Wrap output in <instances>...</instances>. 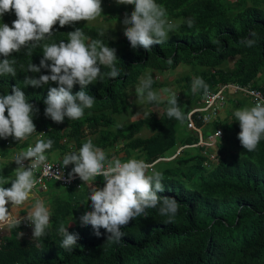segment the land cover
Segmentation results:
<instances>
[{"label": "trees", "instance_id": "1", "mask_svg": "<svg viewBox=\"0 0 264 264\" xmlns=\"http://www.w3.org/2000/svg\"><path fill=\"white\" fill-rule=\"evenodd\" d=\"M156 2L183 18V27L164 44L157 45L147 59L137 51L124 49L118 52L116 67L121 70V75L115 79L105 77L83 89L95 96L96 102L91 109H85L80 120L65 117L63 123L57 124L45 116L44 100L50 88L58 87L56 83L49 82L38 88L24 85L26 76L38 79L41 75H51L43 68L39 73L26 71L29 63L39 66L43 58L41 49L33 50L31 57L27 56L26 49L12 54L11 58L18 62L17 75L0 77V95L11 94L12 87L19 86L27 101L38 109L33 114L36 133L25 140V144L52 139L53 146L46 154L63 158L78 151L90 139L106 152L108 159L127 161L136 155L153 162L159 157L173 156L181 146L198 142L199 137L191 135L183 126L203 95L202 91L193 94L191 90L194 76L203 78L210 90L224 83L247 86L258 83L260 74L264 73V0ZM189 17L195 19L192 28L186 23ZM1 19L12 25L17 17L13 11ZM76 28L103 41L97 27L84 22L63 28L57 22L53 27V39L57 42L64 39L67 43V34ZM251 31L257 33V38L255 46L249 48L240 41L252 38L249 36ZM153 58L157 63L154 64ZM19 65H23V69ZM179 65L191 67V73L178 80L182 95L178 104L186 114L183 124L167 117V101L152 103L163 110L160 116L151 112L127 124L112 121L113 116L128 113L130 105L126 103L129 97L126 90L135 85L131 91L136 92L142 75L152 68L150 73L154 76L156 72L173 73ZM101 71L109 69L101 67ZM153 81L154 89L160 82ZM80 90L81 86L76 84L72 94ZM230 100L225 120L204 129L205 137L218 128L230 136L228 139L234 141L235 148L233 151L230 148L228 157H220L208 169L204 165L207 160L203 154L205 148L196 147L182 151L173 162L160 168L165 191L157 195L175 198L180 203L172 223H166L167 217L160 216L157 209H148L147 215L137 217L121 228L124 232L121 243L105 244L110 235L105 229H99L98 237L91 225L82 226L80 218L76 217L77 212L92 210L88 196L96 188L105 186L103 177L93 181L95 189L87 188L85 183L81 190L64 188L57 192L60 187L53 184L48 193L52 214L47 235L34 239L31 231V237L27 238L22 224L10 226L9 235L0 244V264H264V139L254 152L243 149L237 138L241 129L234 124L233 113L254 105L243 96ZM182 130L188 136L182 137ZM144 131L151 135L143 136ZM43 132L45 135L41 137L39 134ZM3 144V138H0V148ZM225 146L221 145L219 149L224 150ZM15 170V165L6 161L0 164V177L14 179ZM4 187L10 188L11 184ZM61 223L70 234L78 235L72 251L60 247L62 236L58 228Z\"/></svg>", "mask_w": 264, "mask_h": 264}, {"label": "clouds", "instance_id": "2", "mask_svg": "<svg viewBox=\"0 0 264 264\" xmlns=\"http://www.w3.org/2000/svg\"><path fill=\"white\" fill-rule=\"evenodd\" d=\"M104 1L0 0V56L3 57L0 60V77L17 75L18 62L15 58H11L13 53L26 49L27 56L31 57L33 50L41 49L43 58L39 66L29 63L26 71L39 73L43 68L49 70L51 75H41L38 79L26 76L24 85L33 88L47 85L49 82L58 85L49 89L47 99L44 100L45 116L57 124L63 123L65 117L70 120H80L85 115V109H91L94 106L96 98L83 90L86 86L97 80L103 81L105 77L115 79L121 75V70L116 67L118 52L124 49L137 51L147 59L150 52L153 54L157 45L164 44L176 34L178 28L183 27L184 19L170 13L156 0ZM118 7L121 8L117 10ZM13 11L17 19L12 25L3 22L1 18L4 14ZM97 18L101 23H92ZM79 21H88L84 24L97 27L104 42L101 39L91 38L79 28L67 34V43L64 39L59 42L53 39V27L57 22L63 28ZM186 23L189 28H192L195 25V19L189 17ZM249 36L252 38L240 42L251 48L256 44L257 33L251 31ZM49 61L51 64L48 63ZM153 62L157 63L154 58ZM167 62L172 63L171 60ZM19 66L23 69V65ZM101 67L108 68L109 71L103 72ZM180 67L188 66L179 65L175 71ZM151 70L141 76L136 92L131 91L136 82L132 84L134 86L126 90L129 95L126 103L130 105L126 112L129 114L136 113L133 107L137 99L153 103L161 98L155 90L165 85L153 73H150ZM156 73L164 75L172 72ZM153 80L160 82V85L154 89L152 88ZM257 82L248 86L234 82L219 84L229 86L224 93L225 104L217 105L214 119L208 124H203L198 116L206 112L200 113L196 110L203 106L204 97H208L210 92H216L219 85L210 90V86L203 78L194 76L191 90L193 94L202 91L203 95L198 105L188 114L186 131L191 135L195 133L196 137H199L198 142L181 146L173 156L159 157L153 162H147L136 155L131 156L127 161H121L118 158L108 159L106 152L95 146L90 139L84 142L78 151L66 154L63 158L55 157L57 156L55 154L52 157L46 154L47 150L53 146L52 139H38L36 143L25 144L24 141L36 133L33 114L38 109L27 101L19 86L12 87L11 94L0 95V138H3L4 142L0 148V164L10 161L16 167L14 179L0 177V244L3 238L9 235L10 226L19 227L20 224L24 226V235L27 238L31 237V231H33L34 239L47 235L46 230L50 226L52 211L51 206L50 210L45 206L46 201L45 203L42 201V196H48L51 190L49 184L58 185L60 187L57 189L58 192L64 188L81 190L85 183L87 188L93 189L92 186H95L93 181L98 177H103L105 186L102 189L94 188L95 190L89 194L88 199L91 200L92 210L86 211L80 217V222L82 226L91 225L98 237L99 229H105L110 234L105 244L121 243L124 236L121 228L135 218L147 215L148 209H157L160 216L167 217L166 223H172L179 211L180 203L175 198L157 195L165 191L162 183L163 173L160 172V168L173 162L182 151L202 147L205 148L203 154L207 159L204 165L210 169L222 157L215 155L216 151H223L219 149L222 145L221 141L230 136L223 129L218 128L205 137L204 129L221 119L225 120L224 114L230 107V99L235 96H243L254 105L235 110L233 116L235 121L239 122L241 129L237 137L241 146L247 152L256 151L260 141L264 139V101L255 103L251 96L240 90L235 91L233 87L264 91V73L260 74ZM76 84L81 86V90L73 95L72 89ZM160 91L170 93L164 100L168 105L167 117L175 118L183 124L186 114L178 104V99L182 97L180 88L179 97L170 90L161 89ZM190 118L200 131L189 127ZM44 133L39 135L43 137ZM216 135L219 136L216 137V142L211 143L210 138ZM6 152L9 154H4ZM47 162L60 163L66 167L70 175H74L73 182L64 184L58 180H46L40 184L38 178L41 176V167L47 173L49 167ZM57 176L60 178V174ZM9 183L11 187L5 188L4 185ZM32 193L38 194L39 197L35 204L33 203L31 211L24 212L20 217L14 216L9 211L10 207L12 206L15 212L19 206L33 198ZM47 202L49 204V200ZM6 225L9 228L7 234H5L6 231L4 232ZM58 233L62 236L60 247L72 251L77 245L78 235L70 234L63 223L60 224ZM19 235L22 236L23 233Z\"/></svg>", "mask_w": 264, "mask_h": 264}, {"label": "rangeland", "instance_id": "3", "mask_svg": "<svg viewBox=\"0 0 264 264\" xmlns=\"http://www.w3.org/2000/svg\"><path fill=\"white\" fill-rule=\"evenodd\" d=\"M99 18V17H98ZM98 18L96 20H94L92 23H101L98 21ZM82 22H88V21H79V23H82ZM91 22V21H90ZM7 24V23H6ZM9 25V24H8ZM10 26V25H9ZM230 62H233V60H231ZM188 73H191V68L189 67H180L178 68L174 73H166L164 75L160 74V75H157V73L155 74V77L162 83L164 84L165 86L155 90L159 93V95L161 96V98L158 100V101H164L168 98L169 96V91H164V92H161L160 90L161 89H165V90H170L171 92H174L177 94V96L179 97L180 95V92H178L179 88H180V84L178 83V80L179 79H182L183 77L186 76V74ZM145 77V76H144ZM142 77V79L144 78ZM196 107V106H195ZM133 110L136 112L134 114H129V113H126V115H122V116H113L112 117V121L115 122V123H123V124H126V123H130L134 120H137V119H141L143 118L145 115H148L150 114L151 112L154 113V114H157V116H160L162 114V110L158 107V106H154L152 104V102H147V101H142L140 99H137L136 100V104L134 105L133 107ZM236 126L237 124L239 125V122L235 121ZM183 126L185 127L186 129V123L183 124ZM182 126V127H183ZM182 129V128H181ZM184 131V130H182ZM143 135L144 136H150L151 133L149 131H144L143 132ZM192 135L195 137L196 134L195 133H192ZM235 135V134H233ZM181 136L182 137H186L188 136V133L187 132H181ZM232 142V143H231ZM222 145H226L225 146V149L223 151H216L215 152V155H221L222 157H227L228 154H229V150L231 148V151L234 150L235 146L233 145L234 144V141L233 140H229L226 139L224 141H221ZM54 185L53 184H50V187L52 189ZM92 188L94 189L95 186H92ZM58 192V191H57ZM61 192V191H59ZM50 199V196H42V201L45 203V206L50 210V206L51 204L49 205L47 200ZM35 204V203H34ZM32 206L33 204L29 205L27 208L28 209H32ZM84 213L83 212H77L76 214V217H81ZM81 223V222H80ZM8 225H6L4 227V232L6 231L5 234L8 233Z\"/></svg>", "mask_w": 264, "mask_h": 264}, {"label": "built area", "instance_id": "4", "mask_svg": "<svg viewBox=\"0 0 264 264\" xmlns=\"http://www.w3.org/2000/svg\"><path fill=\"white\" fill-rule=\"evenodd\" d=\"M229 88L228 85H219V89L216 92H210L211 94L208 97H204L203 106L196 111L206 112L204 115H199L198 119L203 124L210 123L214 117L216 116V106H223L225 104V92ZM235 91L240 90L241 92L249 95L252 97L253 101L255 103L264 101V91L259 89H251V88H240L237 86L233 87ZM195 111V112H196ZM189 127L191 129H194L196 131H200L194 123V121L190 118ZM221 133V131H219ZM222 135V133H221ZM220 135V136H221ZM216 137H219L216 135L215 137L210 138V142L214 143L216 142ZM47 173L45 172V169L41 167V176L38 178L39 183L43 184L46 180H58L61 181L64 184H70L74 180V175H70V173L67 171V168L62 166L60 163H49ZM57 174H60V178L57 176Z\"/></svg>", "mask_w": 264, "mask_h": 264}, {"label": "crops", "instance_id": "5", "mask_svg": "<svg viewBox=\"0 0 264 264\" xmlns=\"http://www.w3.org/2000/svg\"><path fill=\"white\" fill-rule=\"evenodd\" d=\"M58 156H60V155H58ZM58 156H55V157H58ZM32 197L33 198L28 200V201H26L24 205L19 206L18 209L15 212H13L12 206L10 204L11 207H10L9 211L12 212L13 215L17 216V217H20L24 212H27V213L30 212L31 209H28L27 207L29 205L35 203L36 200L38 199L39 195L35 194V193H32Z\"/></svg>", "mask_w": 264, "mask_h": 264}]
</instances>
